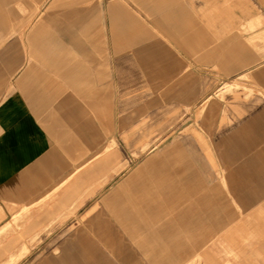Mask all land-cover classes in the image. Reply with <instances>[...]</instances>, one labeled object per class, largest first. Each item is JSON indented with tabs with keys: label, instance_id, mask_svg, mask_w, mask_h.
I'll return each mask as SVG.
<instances>
[{
	"label": "crops",
	"instance_id": "1",
	"mask_svg": "<svg viewBox=\"0 0 264 264\" xmlns=\"http://www.w3.org/2000/svg\"><path fill=\"white\" fill-rule=\"evenodd\" d=\"M0 264H264V0H0Z\"/></svg>",
	"mask_w": 264,
	"mask_h": 264
},
{
	"label": "rangeland",
	"instance_id": "2",
	"mask_svg": "<svg viewBox=\"0 0 264 264\" xmlns=\"http://www.w3.org/2000/svg\"><path fill=\"white\" fill-rule=\"evenodd\" d=\"M24 212H25L26 216H27L28 213H29L28 210H25ZM70 213H72V211H71ZM21 216H22V215H20L19 217L17 216V217L15 218V221H17ZM66 216H67V214L63 215V217H66Z\"/></svg>",
	"mask_w": 264,
	"mask_h": 264
}]
</instances>
